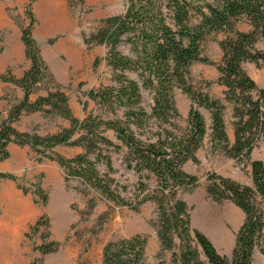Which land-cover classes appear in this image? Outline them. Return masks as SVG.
Masks as SVG:
<instances>
[{
    "label": "trees",
    "instance_id": "trees-1",
    "mask_svg": "<svg viewBox=\"0 0 264 264\" xmlns=\"http://www.w3.org/2000/svg\"><path fill=\"white\" fill-rule=\"evenodd\" d=\"M67 2L69 8L74 9L83 6L85 0ZM125 6L123 13L102 18L94 32L83 36L87 48L108 47L105 60L116 72V84L91 89L87 95L96 102L98 112L79 119L71 109L63 85L42 55L34 36L37 20L32 2L27 4L29 23L20 31L30 66L20 77L10 68L0 73L1 82L23 91L21 98L13 100L6 94L0 95V100L9 102L6 116L0 120V162L10 157L11 143L28 146L39 156V161L57 162L65 171L66 181L80 179L97 190L102 198L135 211L144 203L154 201L158 215L157 237L162 247L173 250L175 240L180 241L179 251L172 254L176 264H253L255 249L264 252V163L261 160H250L252 186L216 173L209 175V196L218 202L230 201L245 214L230 257L219 253L207 235L191 227L189 206L178 197V192L198 183L197 176L183 169L188 160L199 161L196 153L207 133L198 107L211 112V141L229 157L250 159L256 142L264 134V88H260L243 67L247 61L264 67V0H219L217 5L206 3L204 6H197L192 0H125ZM193 12L199 16L196 23H193ZM241 22L250 28L238 29ZM213 32L228 34L220 41L222 60L217 68L218 83L226 88L225 99L233 104L232 144L224 121L225 105L209 93L196 90L187 80L193 63H213L201 54V42ZM53 41L49 39V43ZM124 41L130 44L134 57L119 50ZM98 62L99 58L94 62L95 67ZM129 71L137 73L142 86L153 92L150 115L141 105V85L127 75ZM175 87L182 88L192 101L187 127L182 132L174 128V120L180 116L174 99ZM33 94L35 98H31ZM35 112L59 116L69 125L46 135L15 127L14 123L22 115ZM151 116L169 127L157 132L154 139H143L139 134H142L145 119ZM108 130L114 131L118 143L106 135ZM111 145L116 149L125 147L127 167L140 175L152 174L157 185L153 188L140 182L135 200L129 202L123 198L113 186L111 156L103 152L104 147ZM59 147H79L84 152L68 158L56 151ZM91 154H96L94 159ZM100 163L107 166V173L99 171ZM0 178L17 179L13 174L1 172ZM35 191L43 202L47 201L41 186ZM94 206L95 201L91 199L88 210ZM59 245L52 240L41 244L37 250L42 254L50 253ZM145 249L146 238L141 235L110 241L103 249L102 264H153L147 261Z\"/></svg>",
    "mask_w": 264,
    "mask_h": 264
},
{
    "label": "rangeland",
    "instance_id": "rangeland-1",
    "mask_svg": "<svg viewBox=\"0 0 264 264\" xmlns=\"http://www.w3.org/2000/svg\"><path fill=\"white\" fill-rule=\"evenodd\" d=\"M192 1L197 6L219 3V0ZM29 2H32V10L37 20L35 29L40 30V33L47 32L46 17L52 14L66 25L52 33L49 38L54 40L52 43L47 39L42 44V55L69 96L74 115L84 119L90 112L97 114L96 102L87 93L91 89L115 85L116 72L105 60L108 47L96 45L87 48L83 36L94 32L102 18L123 13L125 0H85L83 6L74 9L69 8L67 0ZM29 2L7 7L4 12L10 25L0 27V64L7 56V38L12 37L13 44L18 40V32L15 31H20L21 27L29 23L26 11ZM52 6L56 7L58 14L51 10ZM198 17L193 12V23L197 22ZM237 27L240 30L250 28L245 22L239 23ZM227 35L226 32H213L203 39L201 54L213 63H193L187 80L196 90L209 93L225 105L224 121L232 144L235 123L233 104L225 99L226 88L218 83L220 74L217 68L222 60L220 41ZM19 40L21 41L20 37ZM119 50L134 57L130 44L126 41L120 44ZM97 58L99 62L95 67ZM243 67L258 86L264 88V67L250 61L244 62ZM126 73L141 85V105L150 115L153 102L151 88L142 86V80L137 77V73ZM3 84L0 81V95L6 94L10 100L15 99V90L11 87L4 88ZM173 93L180 114L174 120V128L177 132H182L187 127L192 101L180 87H175ZM8 108L9 102L1 99L0 120L6 116ZM198 109L205 120L207 133L196 153L199 161L188 160L183 165L187 173L198 177V183L195 187L181 188L178 197L189 206L191 227L207 235L219 253L230 257L245 214L234 203L218 202L209 196V175L216 173L252 186L250 160H261L264 163V134L256 142L250 159L229 157L211 141V112L204 107ZM122 113L123 110L120 115ZM68 125L67 120L43 112L24 114L15 124L21 131H34L42 135L55 133ZM165 127L169 126L151 116L145 119L142 134L139 135L143 139H154L155 134ZM137 132L139 133V128ZM106 135L114 143H118L113 130H108ZM9 150L10 157L0 162V172L13 174L17 179L0 178V264H102L103 249L108 242L136 235L146 238L145 254L148 262L176 264L172 260V254L179 251L180 241L175 240L176 247L173 250L162 247L157 237L158 215L154 201L144 203L139 211H135L126 205L102 198L97 190L83 184L80 179L71 178L66 181L65 171L57 162L49 159L39 161V156L28 146L11 143ZM56 151L68 158L84 152L79 147H59ZM103 152L111 156V176L115 179L113 186L127 201L135 200L141 188L140 182L153 188L157 185L152 174L143 172L140 175L127 167L125 147L116 149L111 145L104 147ZM95 156L96 154L90 155L92 159ZM98 169L101 173L108 172L103 163L98 165ZM37 186H41L47 195L46 202L36 193ZM23 188L27 191L24 192ZM91 199L95 201V206L88 210ZM52 240L60 243L56 251L42 254L37 250L38 246ZM252 263L264 264V252L260 248L255 249Z\"/></svg>",
    "mask_w": 264,
    "mask_h": 264
},
{
    "label": "crops",
    "instance_id": "crops-1",
    "mask_svg": "<svg viewBox=\"0 0 264 264\" xmlns=\"http://www.w3.org/2000/svg\"><path fill=\"white\" fill-rule=\"evenodd\" d=\"M46 2L47 0H42ZM53 2H56L57 0H51ZM29 2V0H0V27H7L10 25L9 19L5 18V10L7 7L15 6V5H21L26 4ZM51 10L54 11V13L58 14L56 12V7H51ZM47 32L45 34L40 33V30L37 28L34 30V36L36 40L39 42L42 48V44L47 41L52 36V33L57 30H53L46 27ZM18 40L16 39L12 44V37L7 38V44L8 47L6 48L7 56L5 59H3V62L0 64V73L4 72L7 68H10L17 77H20L23 75L24 71L30 66V62L25 57V48L23 45V42L19 40V37L21 39V31H15L17 33ZM40 36V37H39ZM40 38V39H39ZM70 47V45H69ZM4 88H12L15 90V93L17 94L18 98H21L23 96V91L19 87H15L12 84L4 83ZM36 94H33L31 98H35ZM16 122L14 123V125ZM16 127V126H15Z\"/></svg>",
    "mask_w": 264,
    "mask_h": 264
},
{
    "label": "bare ground",
    "instance_id": "bare-ground-1",
    "mask_svg": "<svg viewBox=\"0 0 264 264\" xmlns=\"http://www.w3.org/2000/svg\"><path fill=\"white\" fill-rule=\"evenodd\" d=\"M47 19V24L46 27L53 29V30H61L63 27H65V23L60 22L53 14L50 15L49 17H46Z\"/></svg>",
    "mask_w": 264,
    "mask_h": 264
}]
</instances>
